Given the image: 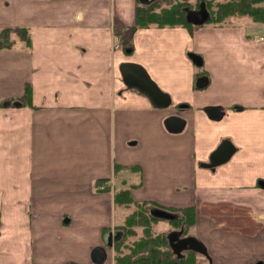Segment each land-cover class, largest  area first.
<instances>
[{
	"label": "crops",
	"instance_id": "crops-1",
	"mask_svg": "<svg viewBox=\"0 0 264 264\" xmlns=\"http://www.w3.org/2000/svg\"><path fill=\"white\" fill-rule=\"evenodd\" d=\"M137 3L0 0V28L30 36L0 48V264H93L91 249L115 232L102 236L113 192L94 181L114 163L139 167L136 200L195 208L190 231L212 264H264V28L133 30ZM122 62L142 66L170 104L127 88ZM27 85L32 106L20 100ZM172 115L180 132L164 126ZM224 139L230 160L201 167Z\"/></svg>",
	"mask_w": 264,
	"mask_h": 264
},
{
	"label": "trees",
	"instance_id": "trees-1",
	"mask_svg": "<svg viewBox=\"0 0 264 264\" xmlns=\"http://www.w3.org/2000/svg\"><path fill=\"white\" fill-rule=\"evenodd\" d=\"M202 1L210 15L208 21L198 26L188 23L185 19L186 10L198 8ZM135 16L133 30L149 26H183L190 30L199 26L247 28L250 24L264 25V0H153L149 3L138 1ZM15 34L17 38L14 37ZM16 39L30 45L27 27H1L0 48H10ZM30 95V86L27 85L20 100L25 105L32 106ZM113 168L112 177L94 181L97 192H113L114 208L118 206L129 210L121 223H114L113 226L102 229V236L112 229L120 232L111 247L113 264H198L201 256L206 264H210L207 257L192 250H185L182 257H177L167 239V234L172 230L182 231L183 236H194L190 231L196 218L193 206H164L151 200H136L132 189L141 184L139 167L114 163ZM153 208L172 212L176 217L171 220L155 217L151 212ZM162 221L167 222L171 229L157 231L156 225ZM257 262L259 260L252 264Z\"/></svg>",
	"mask_w": 264,
	"mask_h": 264
},
{
	"label": "water",
	"instance_id": "water-1",
	"mask_svg": "<svg viewBox=\"0 0 264 264\" xmlns=\"http://www.w3.org/2000/svg\"><path fill=\"white\" fill-rule=\"evenodd\" d=\"M139 1L142 3H149L153 0ZM209 16L210 15L205 3L202 1L200 2L198 8L186 10L185 19L188 23L198 26L206 23ZM188 56L191 58L192 62L195 63V65H201L202 59L199 55L189 52ZM119 71L122 82L127 88H136L140 92L146 94L150 98L151 102L156 106L166 107L170 104V96L157 86V84L150 78L146 70L139 64L133 62H122L119 65ZM199 80L203 81V84L199 86H203L207 82V79L204 76L199 77ZM206 112L207 115L214 120H219L225 114L221 108L217 107H208ZM185 122L186 121L183 118L177 115H172L164 120V126L169 132H180L184 128ZM235 151L236 147L233 143L229 139H224L210 153L208 161L201 162L200 166L214 170L216 167L228 162ZM259 184L264 187V181L260 180ZM151 212L155 217L162 219L171 220L176 217L174 213L158 208H153ZM181 232L182 231L172 230L167 234V239L172 252L177 257H182L183 251L192 250L207 257L210 264H212L205 244L196 236H181ZM119 235L120 232L115 231L113 233L112 240L105 237L104 245H96L91 249L90 259L93 264H102L105 261L107 256L105 246H111ZM256 264L263 263L259 261Z\"/></svg>",
	"mask_w": 264,
	"mask_h": 264
},
{
	"label": "rangeland",
	"instance_id": "rangeland-1",
	"mask_svg": "<svg viewBox=\"0 0 264 264\" xmlns=\"http://www.w3.org/2000/svg\"><path fill=\"white\" fill-rule=\"evenodd\" d=\"M260 26H261V28H264V25L259 24V25L255 26V27H256V30H258V28H260ZM0 29H1V28H0ZM256 30H255V31H256ZM14 37H16V34H15ZM16 38H17V37H16ZM206 169H208V168H206ZM128 211H129V210L126 209V208L116 206V207L114 208L113 222L116 223V224H117V223H118V224L121 223L122 220H123V218H124V216H125V214H127ZM170 229H171L170 225H168V223L165 222V221L159 222V223L156 225V230H157V231H165V230H170ZM201 259H203L202 256H201ZM201 261H204V260H201ZM201 264H206V263L201 262Z\"/></svg>",
	"mask_w": 264,
	"mask_h": 264
},
{
	"label": "built area",
	"instance_id": "built-area-1",
	"mask_svg": "<svg viewBox=\"0 0 264 264\" xmlns=\"http://www.w3.org/2000/svg\"><path fill=\"white\" fill-rule=\"evenodd\" d=\"M257 39H258V40H261V41L264 40V33H263V35L257 37Z\"/></svg>",
	"mask_w": 264,
	"mask_h": 264
},
{
	"label": "flooded vegetation",
	"instance_id": "flooded-vegetation-1",
	"mask_svg": "<svg viewBox=\"0 0 264 264\" xmlns=\"http://www.w3.org/2000/svg\"><path fill=\"white\" fill-rule=\"evenodd\" d=\"M139 1V0H138ZM181 236H183L182 234H181Z\"/></svg>",
	"mask_w": 264,
	"mask_h": 264
}]
</instances>
